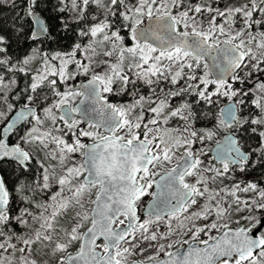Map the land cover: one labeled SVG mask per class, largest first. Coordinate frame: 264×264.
Masks as SVG:
<instances>
[{
    "label": "snow or ice",
    "instance_id": "obj_1",
    "mask_svg": "<svg viewBox=\"0 0 264 264\" xmlns=\"http://www.w3.org/2000/svg\"><path fill=\"white\" fill-rule=\"evenodd\" d=\"M24 2L0 30V264H264V187L231 175L264 166V0H58L76 40L51 53Z\"/></svg>",
    "mask_w": 264,
    "mask_h": 264
},
{
    "label": "trees",
    "instance_id": "obj_2",
    "mask_svg": "<svg viewBox=\"0 0 264 264\" xmlns=\"http://www.w3.org/2000/svg\"><path fill=\"white\" fill-rule=\"evenodd\" d=\"M57 2L58 0H38V7L35 9V11L49 26L52 35L51 39L39 45V47L42 48L43 51L49 53L53 51L70 50L71 45L76 40L74 32H65V30L63 29L59 17L67 16L68 14L60 13L58 11V9L55 7ZM15 3L16 7H12V0L8 3L0 4V30H2L4 33H14L15 27H19L21 24L19 16L24 15L25 2L24 0H15ZM93 7H95V5H92V8ZM23 23L25 30H28L31 25L30 18L24 21ZM72 27L74 28L75 25H73ZM31 43L32 42L26 40H21L18 45L14 43L9 49V51L13 56L22 57L30 51ZM16 79L17 87L23 88L25 86L24 76L22 74H17ZM225 103H227L226 100H221L219 107H222ZM198 110L206 111L203 106H199ZM173 126H175V123L173 124ZM197 126L199 127L202 125L198 124ZM245 140H248L247 136H245ZM248 142L252 143V141ZM213 143L214 141L208 143V147L210 149L211 146H213ZM208 157L210 158V161L214 162L209 154ZM0 175H3L4 178L9 182L14 180L15 178L14 174H10L8 170L3 171L2 173H0ZM244 180L257 181L259 182L261 187H264V166L258 165L255 168H248L245 173H242V181L240 183L243 184ZM234 226L235 225L233 224V227Z\"/></svg>",
    "mask_w": 264,
    "mask_h": 264
},
{
    "label": "rangeland",
    "instance_id": "obj_3",
    "mask_svg": "<svg viewBox=\"0 0 264 264\" xmlns=\"http://www.w3.org/2000/svg\"><path fill=\"white\" fill-rule=\"evenodd\" d=\"M11 0H7V2H5V3H8V2H10ZM1 4V3H0ZM92 10L94 11L95 10V7H93L92 8ZM224 134H226V132H224V131H219L218 132V135H217V137H216V139H221L222 137H223V135ZM215 143H213V145H214ZM212 147V146H211ZM206 159V161H210V158L209 157H206L205 158ZM231 175H233V177H234V180L236 181V182H241L242 181V173L241 172H239L238 170L237 171H235L234 173H232ZM233 181L232 180H226L225 181V183L226 184H231ZM242 195V194H241ZM242 197H243V195H242ZM148 253H145V255H147ZM136 259H139V257H136Z\"/></svg>",
    "mask_w": 264,
    "mask_h": 264
},
{
    "label": "water",
    "instance_id": "obj_4",
    "mask_svg": "<svg viewBox=\"0 0 264 264\" xmlns=\"http://www.w3.org/2000/svg\"><path fill=\"white\" fill-rule=\"evenodd\" d=\"M37 14H38V13H37ZM38 15H39V14H38ZM39 16H40V15H39ZM30 20H31V19H30ZM225 135H226V134H225ZM225 135H224V136H225ZM224 136H223V137H224ZM223 137H222V138H223ZM222 138H221V140H222ZM215 148H216V144L211 148V149H213V151H210V152H209V154H210V156L212 157L213 161H214V157H215V151H214ZM214 162H215V161H214Z\"/></svg>",
    "mask_w": 264,
    "mask_h": 264
},
{
    "label": "flooded vegetation",
    "instance_id": "obj_5",
    "mask_svg": "<svg viewBox=\"0 0 264 264\" xmlns=\"http://www.w3.org/2000/svg\"><path fill=\"white\" fill-rule=\"evenodd\" d=\"M147 199V198H146ZM142 219H143V217H142Z\"/></svg>",
    "mask_w": 264,
    "mask_h": 264
}]
</instances>
